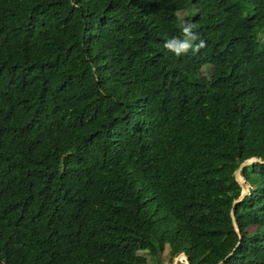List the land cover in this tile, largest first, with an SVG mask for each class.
<instances>
[{"label": "trees", "instance_id": "trees-1", "mask_svg": "<svg viewBox=\"0 0 264 264\" xmlns=\"http://www.w3.org/2000/svg\"><path fill=\"white\" fill-rule=\"evenodd\" d=\"M255 29L264 0H0V264H264Z\"/></svg>", "mask_w": 264, "mask_h": 264}, {"label": "clouds", "instance_id": "clouds-1", "mask_svg": "<svg viewBox=\"0 0 264 264\" xmlns=\"http://www.w3.org/2000/svg\"><path fill=\"white\" fill-rule=\"evenodd\" d=\"M195 25L185 23L182 26L181 37L167 39L164 48L174 53L177 57L187 54L189 51L196 53L205 47V42L200 38L195 29Z\"/></svg>", "mask_w": 264, "mask_h": 264}, {"label": "water", "instance_id": "water-1", "mask_svg": "<svg viewBox=\"0 0 264 264\" xmlns=\"http://www.w3.org/2000/svg\"><path fill=\"white\" fill-rule=\"evenodd\" d=\"M254 161L264 162V159H260V158L255 157V156H251V157L245 158L244 160H242L239 163L238 167L234 170L235 178L237 179V181L241 185V192L238 195V197H236L233 200V204L236 201L240 200L243 196L250 194V186L246 183V179H245V177L243 175V171L242 170H243V168L245 166H247L249 164H252ZM230 214H231V218H232V222H233L234 228L237 231L239 237H241V233H240V230H239V227H238V223H237V221L235 219L234 211H233L232 208L230 210ZM237 243H239V241ZM176 255H183L182 257H184V261H186L187 264H190V262L188 261V257H187V255L185 254L184 251H181L180 253H178Z\"/></svg>", "mask_w": 264, "mask_h": 264}, {"label": "rangeland", "instance_id": "rangeland-1", "mask_svg": "<svg viewBox=\"0 0 264 264\" xmlns=\"http://www.w3.org/2000/svg\"><path fill=\"white\" fill-rule=\"evenodd\" d=\"M255 31L258 34H261V39H263V41H264V33L259 32V29H255ZM210 69H211V67L209 65V66L205 67L204 71L206 73H209ZM163 259H164V264H171L172 263V257L169 256V247L168 246H166V248H165V250L163 252ZM182 260H184V257L180 256L179 259H178V262L182 261ZM178 262H177V264H178Z\"/></svg>", "mask_w": 264, "mask_h": 264}, {"label": "bare ground", "instance_id": "bare-ground-1", "mask_svg": "<svg viewBox=\"0 0 264 264\" xmlns=\"http://www.w3.org/2000/svg\"><path fill=\"white\" fill-rule=\"evenodd\" d=\"M180 256H183V255H179V256L177 257V259H176V261H175V264H177V261H178V259H179Z\"/></svg>", "mask_w": 264, "mask_h": 264}]
</instances>
